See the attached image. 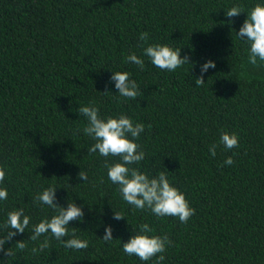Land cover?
Returning a JSON list of instances; mask_svg holds the SVG:
<instances>
[{
    "label": "trees",
    "instance_id": "obj_1",
    "mask_svg": "<svg viewBox=\"0 0 264 264\" xmlns=\"http://www.w3.org/2000/svg\"><path fill=\"white\" fill-rule=\"evenodd\" d=\"M257 3L264 0H0V188L7 189L0 238L10 230L2 227L8 212L23 209L30 217L25 232L3 245L13 254L0 251V264H155L156 257L141 261L123 252L144 223L154 230L149 236L172 241L163 264H264V62L249 64V44L236 35ZM236 5L245 12L227 17ZM152 44L180 48L189 63L175 71L155 67L143 53ZM133 53L143 70L126 61ZM208 60L215 68L197 86ZM116 71L137 82L136 99L119 95L110 80ZM90 101L101 118L123 114L145 125L134 141L145 157L129 167L149 177L166 172L195 210L187 223L123 200L105 157L88 152L95 141L83 133L87 120L78 108ZM222 131L235 133L239 146L225 149ZM229 156L232 165L224 164ZM49 186L54 203L82 209L62 239L75 228L86 249L66 248L50 232L28 239L34 225L56 214L34 203ZM114 212L125 219L115 220ZM106 226L110 241L102 239ZM46 236L49 248L32 253ZM17 241L27 247L21 251Z\"/></svg>",
    "mask_w": 264,
    "mask_h": 264
},
{
    "label": "clouds",
    "instance_id": "obj_2",
    "mask_svg": "<svg viewBox=\"0 0 264 264\" xmlns=\"http://www.w3.org/2000/svg\"><path fill=\"white\" fill-rule=\"evenodd\" d=\"M244 12V8L236 5L229 8L225 15L236 17ZM236 35L249 44L248 63L254 67L260 66L257 60L264 62V5L257 3L248 11L247 17ZM139 40L147 43L148 33L141 32ZM143 53L155 67L161 70L175 71L182 65L189 63L187 56L183 58L180 56V48L174 50L167 45H148L144 47ZM126 61L134 63L141 70L144 68V61L134 53L128 55ZM209 68H215V63L211 60L206 61L201 66V76L195 79L197 86L204 85L203 73L207 72ZM110 80L114 82V86L121 97L136 99L140 95L137 82L130 79V74L127 71L112 72ZM78 113L87 120L86 126L82 129L83 133L95 141L88 152H98L102 157H105L104 167L107 169V176L113 184L119 186L118 190L123 200L133 206L134 209H148L157 217L172 216L177 217L181 223H187L190 217L195 214V210L189 206L185 195L170 184L166 172L161 171L157 175L149 177L139 171L138 168L129 167L143 161L145 157V153L140 150L141 146L134 142L139 139L145 125L143 123L134 124L131 118L123 114L116 118L111 116L101 118L99 108L92 101L89 102V106H80ZM219 143L225 149H233L239 146V138L235 133L229 134L222 131ZM217 146L214 143L209 148L213 157L216 155ZM109 156L119 157L120 161L109 163L107 159ZM233 163L234 161L230 156L224 161L226 165ZM78 176L84 181L87 180V174L83 171H80ZM4 178L5 171L0 168V182H3ZM55 190V187L49 186L33 198L34 203L47 205L56 214L50 219H42L34 225L32 234L28 239L37 242L41 235L50 232L52 237L60 241L66 248L86 249L88 241L76 238L75 228L71 239H62V237L69 235V222L82 220L84 213L73 202L68 203L66 208L54 203L56 200ZM6 199L7 189L0 188V200ZM113 218L121 220L125 219V216L122 213L114 212ZM29 223L30 217L24 214L23 209L8 212L7 220L2 227L10 230L0 238V251H5L8 256L12 255L13 253L8 249L5 250L3 245L18 233H24ZM13 229L15 231H12ZM153 231L147 223L139 225V232L123 243V252L129 256L135 255L141 261H149L156 257L155 264H163L165 259L163 253L166 251V246L172 245V241L167 235L149 236L148 234ZM102 239L105 241L113 239L110 226L105 227V234ZM49 246L50 242L46 236L44 241L39 243L38 247H33L31 251L35 254L49 248ZM16 247L22 251L27 245L24 241H17Z\"/></svg>",
    "mask_w": 264,
    "mask_h": 264
}]
</instances>
